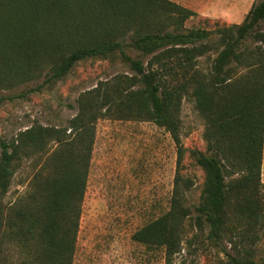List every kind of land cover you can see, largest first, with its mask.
<instances>
[{
  "label": "trees",
  "instance_id": "trees-1",
  "mask_svg": "<svg viewBox=\"0 0 264 264\" xmlns=\"http://www.w3.org/2000/svg\"><path fill=\"white\" fill-rule=\"evenodd\" d=\"M197 14L173 0H0V92L39 79V87L56 84L93 57L119 56L132 71L83 91L66 126L34 123L0 140V264H74L97 123L106 117L152 121L177 148L170 208L135 231L134 241L172 257L192 221L216 243L232 234L234 250L223 248L220 264H264L254 258L264 222V0L241 23L213 30L187 29ZM188 96L206 141V151L190 150L205 173L193 209L186 205L193 181L179 170L188 151L181 136ZM5 98L0 93V104ZM26 164L28 184L8 201Z\"/></svg>",
  "mask_w": 264,
  "mask_h": 264
},
{
  "label": "rangeland",
  "instance_id": "rangeland-1",
  "mask_svg": "<svg viewBox=\"0 0 264 264\" xmlns=\"http://www.w3.org/2000/svg\"><path fill=\"white\" fill-rule=\"evenodd\" d=\"M179 2L178 0H173ZM196 5V0H180ZM213 14H197L186 28H206L241 23L243 12L255 0H211ZM218 3L226 10L219 11ZM212 4V3H211ZM197 6V5H196ZM264 27V23L262 24ZM129 53L135 57L139 52ZM213 55L201 58L200 65L210 67ZM117 56L93 57L79 61L71 72L53 85L39 87L42 79L3 90L0 104V140L10 141L20 130L34 123L66 126L77 113V98L100 81L120 73H131ZM205 122L192 97L184 98L181 108V136L188 149L181 174L193 181L186 191V205L192 209L200 202L205 173L190 150L206 151ZM0 146V153H1ZM177 148L170 133L148 120L102 118L97 123L88 186L83 201L74 264H220L227 261L223 248L234 249L229 232L218 243L208 238V230H199L187 221L182 249L167 257L164 248L147 247L134 241L135 231L155 220L170 208L177 174ZM31 168L26 164L17 171L8 201L14 200L28 184ZM262 183L264 185V155ZM264 188V187H263ZM195 215V213H193ZM255 259H264V222L257 231Z\"/></svg>",
  "mask_w": 264,
  "mask_h": 264
},
{
  "label": "crops",
  "instance_id": "crops-1",
  "mask_svg": "<svg viewBox=\"0 0 264 264\" xmlns=\"http://www.w3.org/2000/svg\"><path fill=\"white\" fill-rule=\"evenodd\" d=\"M180 3V0H178ZM197 1V6L196 5H189V4H186L185 1L182 2L184 6L194 10L195 12H197L198 14H201L203 16H217V14H213V8H216L213 7V1L211 0H196ZM212 3V4H211ZM181 4V3H180ZM253 3H251L249 6L247 5V8L243 11L247 14V12L249 11V9L251 8ZM217 8H219V11H224L226 10L225 8V3H218L217 5Z\"/></svg>",
  "mask_w": 264,
  "mask_h": 264
}]
</instances>
